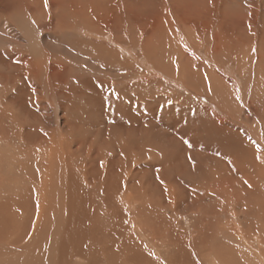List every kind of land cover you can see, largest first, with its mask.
I'll return each instance as SVG.
<instances>
[{
    "label": "rangeland",
    "instance_id": "374dc122",
    "mask_svg": "<svg viewBox=\"0 0 264 264\" xmlns=\"http://www.w3.org/2000/svg\"><path fill=\"white\" fill-rule=\"evenodd\" d=\"M0 157V264H170L175 219L180 246L202 232L259 264L264 0H0ZM223 182L235 207L213 192ZM130 217L153 255L115 249ZM81 218L102 228L64 245Z\"/></svg>",
    "mask_w": 264,
    "mask_h": 264
},
{
    "label": "bare ground",
    "instance_id": "6f19581e",
    "mask_svg": "<svg viewBox=\"0 0 264 264\" xmlns=\"http://www.w3.org/2000/svg\"><path fill=\"white\" fill-rule=\"evenodd\" d=\"M209 28V27H208ZM74 88V87H73ZM217 89V88H216ZM3 101V100H2ZM4 104V103H3ZM35 107V106H34ZM10 108V107H9ZM13 115V114H12ZM12 117V116H11ZM28 130V129H27ZM239 148V147H238ZM239 149H241V148H239ZM234 150H235V148H234ZM252 150V149H251ZM253 151V150H252ZM6 155V154H5ZM1 158V157H0ZM45 159V158H44ZM48 159V158H47ZM22 160V159H21ZM49 161V160H48ZM41 162V161H40ZM25 163V162H24ZM43 163H44V161H43ZM46 163H48V162H46ZM52 163V162H51ZM211 164V163H210ZM216 164H217V162H216ZM212 165V164H211ZM256 165V164H255ZM259 165L260 164H257L256 166L258 167V169H259ZM255 166V167H256ZM5 167V166H4ZM9 167V166H8ZM263 167V166H262ZM261 167V168H262ZM7 168V167H6ZM241 168V167H240ZM8 169V168H7ZM19 169V168H18ZM44 169V168H43ZM223 169V168H222ZM117 170V169H116ZM121 170V169H120ZM226 170V169H225ZM28 171V170H27ZM241 171V170H240ZM10 172H12V171H10ZM109 172V171H108ZM107 172V173H108ZM112 172H114V171H112ZM210 172V171H209ZM223 172H224V170H223ZM263 172H264V169H263ZM262 172V173H263ZM115 173V172H114ZM119 173V172H118ZM212 173V172H211ZM259 173H261V172H259ZM14 174V173H13ZM116 174V173H115ZM121 174V173H120ZM208 174V173H207ZM264 174V173H263ZM16 175V174H15ZM21 175V174H20ZM44 181H45V184H47L48 183V180H49V177H48V175H49V173L48 172H46V171H44ZM201 175H203V174H201ZM211 175V174H210ZM216 175V174H215ZM9 176V175H8ZM34 176V175H33ZM123 176V175H122ZM12 177H14L13 175H12ZM22 177H23V175H22ZM31 177V176H30ZM126 177V176H125ZM19 178V177H18ZM21 178V177H20ZM109 178H110V176H109ZM8 179V178H7ZM25 179V178H24ZM216 179V178H215ZM246 179V178H245ZM4 180V179H3ZM26 180V179H25ZM30 180V179H29ZM111 180V179H110ZM114 180V179H113ZM123 180H126V178H124ZM1 181V180H0ZM114 182H116V181H114ZM160 183H161V186L162 187H165L164 189H166L167 187H166V185L165 186H163V184H162V182L163 181H159ZM218 182V181H217ZM7 183V182H6ZM14 183V182H13ZM35 183V182H34ZM116 183H118V182H116ZM129 183V182H128ZM241 183V182H240ZM244 184V183H243ZM250 184V183H249ZM42 185V184H41ZM108 185V184H107ZM121 185V184H120ZM228 184H225L224 182L222 183V184H216V185H214L215 187H214V189H213V192L214 193H217V195L218 196H220L219 198H221V199H223L222 201H225L226 203H228V197L230 196L231 197V203H230V205H231V207L232 206H236V205H234V204H238V202H239V197L237 196V193L238 192H236V190H235V188H233L232 186L231 187H228L227 186ZM6 186V185H5ZM9 186V185H8ZM24 187V186H23ZM202 187V186H201ZM248 187V186H247ZM251 187H253V186H251ZM10 188V187H9ZM14 188V187H13ZM18 188V187H17ZM20 188V187H19ZM119 188V187H118ZM204 188V187H203ZM244 188V187H243ZM5 189H7V188H5ZM21 189V188H20ZM23 189V188H22ZM21 189V190H22ZM39 189V188H38ZM37 189V190H38ZM201 189V188H200ZM217 189V190H216ZM11 190H12V188H11ZM23 190H25V189H23ZM32 190V189H31ZM99 190V189H98ZM190 190V189H189ZM216 192H215V191ZM249 190V189H248ZM257 190L258 189H251L250 191V194H252V195H254L253 193H257ZM1 191V190H0ZM17 191V190H16ZM15 191V192H16ZM42 191V190H41ZM191 191V190H190ZM192 191H193V189H192ZM204 191V190H203ZM246 191V190H245ZM259 191V190H258ZM12 193H13V191H11ZM46 192V191H45ZM120 192V191H119ZM188 192V191H187ZM186 192V193H187ZM197 192V191H196ZM212 192V191H211ZM242 192V191H241ZM253 192V193H252ZM9 193V192H8ZM25 193H26V191H25ZM40 193V192H39ZM122 193V192H121ZM194 193V192H193ZM10 194V193H9ZM17 194V193H16ZM27 194V193H26ZM175 194V193H174ZM208 193H206V191H204V192H199V195L201 196V198L202 197H205L206 195H207ZM12 195V194H11ZM22 195V194H21ZM35 195H37V194H35ZM191 195H193V194H191ZM197 195H198V193H197ZM1 196V195H0ZM15 196H18V195H15ZM23 196V195H22ZM22 196H19L20 198L22 197ZM27 196V195H26ZM88 196V195H87ZM194 196H195V193H194ZM200 196H197L195 199H197L198 197L200 198ZM209 196H211V195H209ZM5 197V196H4ZM18 197V198H19ZM24 197V196H23ZM37 197V196H36ZM172 197V196H171ZM192 197V196H191ZM257 197H259L258 195L256 196V198ZM1 198V197H0ZM20 198H19V200H20ZM211 198V197H210ZM209 198V199H210ZM213 198V197H212ZM166 199V198H165ZM168 199V198H167ZM167 199H166V201H167ZM170 200H171V198H169ZM188 199H190L189 197H188ZM214 199V198H213ZM212 199V202L214 201ZM42 200V199H41ZM164 200V199H163ZM178 200V199H177ZM183 200H185V199H183ZM191 200V199H190ZM220 200V199H219ZM241 200V199H240ZM2 201V200H1ZM37 201V200H36ZM122 201V200H121ZM174 201H175V199H174ZM200 201V200H199ZM244 201V200H243ZM8 202V201H7ZM124 202V201H123ZM169 202V201H168ZM178 202H180L179 200H178ZM192 202V201H191ZM195 202H196V200H195ZM211 202V201H210ZM241 202V201H240ZM257 202H260V201H258L257 200ZM256 202V203H257ZM90 203V202H89ZM122 203V202H121ZM215 203V202H214ZM242 203V202H241ZM19 204H22V203H19ZM171 204V203H170ZM172 204H173V202H172ZM188 204V203H187ZM225 204V203H224ZM229 204V203H228ZM227 204V205H228ZM252 204V203H251ZM46 205V204H45ZM93 205V204H92ZM91 205V209H89L91 212H93L92 210H95L94 209V206H92ZM184 205H185V203H184ZM13 206V205H12ZM21 207H22V205H20ZM127 206V205H126ZM174 206V205H173ZM188 207H190V206H192V205H187ZM194 206V205H193ZM221 206V205H220ZM219 206V207H220ZM20 207V208H21ZM24 207V206H23ZM88 207V206H87ZM86 207V208H87ZM177 207H178V204H177ZM180 207H181V205H180ZM218 207V206H217ZM252 207V206H251ZM10 208V207H9ZM13 208V207H12ZM35 208H36V206H35ZM187 208V207H186ZM197 207L195 206V209H196ZM150 209H152V208H150ZM199 209V208H198ZM220 209V208H219ZM222 209V208H221ZM47 210V209H46ZM106 210V209H105ZM108 210V209H107ZM120 210V209H119ZM247 210V209H246ZM259 210V209H258ZM12 211V210H11ZM15 211V210H14ZM115 211V210H114ZM128 211V210H127ZM211 211V213H215L216 211H219L218 209L217 210H213V208L210 210ZM222 211V210H221ZM233 211V210H232ZM43 212V206H41L40 208H39V210L36 212V214H35V217H36V219L34 220V225H38V220L40 219L38 216L39 215H41V213ZM87 212H89L88 210H87ZM100 211L98 210V213H99ZM108 212V211H107ZM174 212V211H173ZM188 212H190V211H188ZM12 213V212H11ZM26 213H27V211H26ZM130 213H132V212H130ZM179 213V212H178ZM17 214V213H16ZM86 214V213H85ZM100 214V213H99ZM110 214V213H109ZM125 214H126V212H125ZM218 214V213H217ZM240 214V213H239ZM1 215V214H0ZM116 215V214H115ZM118 215V214H117ZM169 215V214H168ZM229 215V214H228ZM244 215H246V213L244 214ZM12 216V215H11ZM86 216V215H85ZM128 216H129V214H128ZM170 216V215H169ZM233 216V215H232ZM251 216H253V217H262V219H264V210H263V208H261L259 211H255V213H252V215ZM22 217V216H21ZM42 217V216H41ZM45 217V216H44ZM103 217V216H102ZM117 217V216H116ZM116 217H114V218H116ZM121 217V216H120ZM127 217V216H126ZM165 217V216H164ZM237 217V216H236ZM131 218L132 217H130L127 221L125 220V223H124V225L127 227V228H129V230L127 231H125V228L124 227H122L123 229H122V234H121V236H122V238H120V241H119V243L118 244H114V246H115V249H121V250H123V249H128L129 250V248H132L133 247V249H134V247H137L138 245V248H140L141 246H142V248H143V245L144 244H141L140 242H138V240H139V238L137 239V240H135L136 239V237H134L133 236V234H132V229L133 228H135V226H134V224L133 223H135V221L133 222V223H131ZM168 218V217H167ZM176 218V217H175ZM197 218V217H196ZM241 218H243V217H241ZM6 219V218H5ZM166 219V218H165ZM164 219V220H165ZM174 219V218H173ZM192 219H193V217H192ZM256 219V218H255ZM98 220V219H97ZM110 220H113V219H110ZM162 220V219H161ZM237 220V219H236ZM241 221H242V219H240ZM239 220V221H240ZM11 221V220H10ZM9 221V222H10ZM100 221V220H99ZM114 221V220H113ZM120 221V220H119ZM122 221V220H121ZM133 221V220H132ZM171 221H173L174 223H175V227L173 226V224L171 223ZM193 221V220H192ZM244 221V220H243ZM246 221H247V219H246ZM255 221V220H254ZM258 221V220H257ZM8 222V223H9ZM12 222V221H11ZM10 222V223H11ZM97 222V221H96ZM110 222V221H109ZM165 222V221H164ZM245 222V221H244ZM244 222L242 223V224H244ZM262 222V221H261ZM72 223V224H71ZM71 223H69L68 224V226H66L67 227V229H68V231H69V233H66V234H64V237H63V240H62V242H64L63 244L64 245H70L69 243H72L73 241H75V243L77 242V241H80V237L79 236H81V235H83L84 233H86V232H91V234H92V231H93V229L94 230H96V228L98 227V230H99V228L101 227L102 228V225L100 224V223H102L101 221L100 222H98L96 225H94V223H92V222H89V221H86V219L85 218H81V219H77V220H75V219H72L71 220ZM121 223V222H120ZM180 223V221L178 220V219H175V221L174 220H170L169 221V227H168V230L167 231H169L173 236H174V240H172V243H174L175 242V246H176V248L179 250L177 253V255H175L174 256V258L172 257V260H171V262H170V264H203L204 262H203V260H206V259H204L205 257H207V256H209L210 255V257H211V255H212V257L213 256H215V257H213L212 259H211V261H210V263H209V261H208V264H214L215 262L216 263H218V264H239V259H232V257L231 256H226L225 254L223 255V254H219V250H216V249H218V248H216V246H215V241H212L211 240V238H208L207 237V241L205 240V238H204V234L205 233H203L202 234V232H201V235H203V236H201V235H199L200 237H199V240H200V244H199V247H198V241L197 242H195V240L193 239V240H191V241H188V240H186V241H183V245L182 246H180L181 245V242L180 241H182L183 240V238H182V240L179 238V234H181L180 232H181V228H179V224ZM192 223V222H191ZM254 223V222H253ZM1 224H2V222H1ZM21 224V223H20ZM29 224V223H28ZM109 224V223H108ZM113 224H115V223H113ZM112 224V225H113ZM137 224V223H136ZM144 224V223H143ZM157 225H158V223H156ZM193 224H195V223H193ZM246 224H247V222H246ZM245 224V225H246ZM110 225V224H109ZM120 225V224H119ZM121 225H123V224H121ZM139 225V224H138ZM161 225V224H160ZM167 225V224H166ZM252 224H250L249 226H251ZM1 226V225H0ZM21 226V225H20ZM39 226V225H38ZM111 226V225H110ZM114 226V225H113ZM31 227V226H30ZM120 227V226H119ZM141 227V226H140ZM156 227V226H155ZM159 227V226H158ZM196 227V226H195ZM223 227V226H222ZM253 227V226H252ZM27 228V227H26ZM34 228V227H33ZM106 228V227H105ZM139 228V227H138ZM203 228V227H202ZM247 228V227H246ZM245 228V229H246ZM258 228V227H257ZM35 229H36V227H35ZM34 229V230H35ZM143 229V228H142ZM146 229V228H145ZM149 229H151V228H149ZM159 229V228H158ZM250 229V228H249ZM10 230V229H9ZM33 230V229H32ZM107 230V229H106ZM105 230V231H106ZM109 230V229H108ZM138 230V229H137ZM147 230V229H146ZM145 230V231H146ZM224 230H226V229H224ZM229 230V229H228ZM247 230V229H246ZM40 231V230H39ZM68 231H66V232H68ZM110 231H112L111 229H110ZM152 232H153V230H151ZM166 231V232H167ZM263 231V230H262ZM33 232V231H32ZM165 232V231H164ZM193 232V231H192ZM230 232H232V231H230ZM249 232V231H248ZM248 232H246V233H248ZM261 232V231H260ZM33 233H35V232H33ZM37 233H38V231H37ZM98 233V232H97ZM96 233V234H97ZM103 233V232H102ZM121 232H120V230L117 228V229H115L114 230V232H113V234H115V235H117V237L119 236V234H120ZM144 233V232H143ZM146 233V232H145ZM149 233H151L150 232V230H149ZM241 233V232H240ZM250 233V232H249ZM252 233V232H251ZM250 233V234H251ZM259 233V232H258ZM19 234V233H18ZM18 234H16V235H18ZM21 234V233H20ZM164 234V233H163ZM223 234H225V232L223 233ZM228 235H229V232L227 233ZM226 234V235H227ZM108 235H110V234H108ZM149 236H150V234H148ZM168 235V234H167ZM226 235H224V236H226ZM231 235V237H232V235H233V233H231L230 234ZM247 235V234H246ZM27 236V235H26ZM146 236V235H145ZM149 236H148V238H146V239H149ZM188 236V235H187ZM248 236V235H247ZM247 236H245V237H247ZM36 237V236H35ZM96 237V236H95ZM99 237V236H98ZM112 239L115 237L114 235H112V236H110ZM153 236L151 235V238H152ZM162 237V236H161ZM167 237V236H166ZM181 237V236H180ZM182 237H184V236H182ZM228 237H230V236H228ZM236 237V236H235ZM240 237V236H239ZM29 238V237H28ZM105 238V237H104ZM144 238V237H143ZM198 238V237H197ZM201 238V239H200ZM224 238H226V237H224ZM234 238V237H233ZM118 239V238H117ZM158 239H161V238H158ZM157 239V240H158ZM167 239V238H166ZM171 239H173V238H171ZM223 239V238H222ZM240 239V238H239ZM249 239V238H248ZM108 240H109V238H108ZM152 240V239H151ZM155 240V239H154ZM164 240V239H163ZM216 240V239H215ZM241 240V239H240ZM243 240V239H242ZM246 240V239H245ZM32 241V240H31ZM111 241V240H110ZM115 241V240H114ZM149 241V240H148ZM147 241V242H148ZM165 241V240H164ZM228 241H229V239H228ZM227 241V242H228ZM233 241H234V244H236L235 243V240L233 239ZM233 241L231 240V242L229 243L228 242V244H231V243H233ZM247 241V240H246ZM255 241V240H254ZM28 242V241H27ZM104 242V241H103ZM151 242V241H150ZM154 242V241H153ZM153 242H151L152 244H154ZM155 242H156V240H155ZM158 242V241H157ZM160 242V241H159ZM210 242V243H209ZM217 242H218V240H217ZM221 242H224V240L223 241H221ZM13 243V242H12ZM161 243V242H160ZM166 243V242H165ZM170 243V242H169ZM195 243H197V244H195ZM240 243H241V241H240ZM19 244V243H18ZM156 244V243H155ZM216 244H218V243H216ZM221 244V243H220ZM225 245H226V241H225V243H224ZM227 244V245H228ZM233 244V245H234ZM247 244H250L249 242H247ZM75 245V244H74ZM158 244H156V246H157ZM170 245V244H169ZM195 245V246H194ZM225 245H224V248H225ZM232 245V246H233ZM237 245H238V243H237ZM241 245H242V243H241ZM76 246V245H75ZM85 246V245H84ZM91 246V245H90ZM145 246V245H144ZM151 246V245H150ZM149 246V247H150ZM155 245L153 246V248H155L156 247ZM173 246H174V244H173ZM218 246V245H217ZM223 246V245H222ZM257 246H258V249H257V251H258V256L259 257H257V258H261V262L259 263V264H264V250H262L261 248H260V246H259V242L257 241ZM65 247V246H64ZM67 247V246H66ZM72 247V246H71ZM100 247V246H99ZM149 247H147V246H145L144 248L145 249H141V250H139V252L140 251H146L147 253L148 252H150V253H152L151 251H149ZM160 247H163V245L162 246H160ZM169 247V246H168ZM167 247V248H168ZM231 247V246H230ZM69 248V247H68ZM75 248V247H74ZM157 248V247H156ZM172 248H174V247H172ZM172 248L170 249V250H172ZM180 248H182V249H180ZM190 248H194V249H199V252H198V255L196 256V254L195 255H193V253H191V254H189L190 252H191V249ZM220 248V247H219ZM223 248V249H224ZM242 248V247H241ZM255 248V247H254ZM1 249V248H0ZM15 249H19V248H15ZM103 249H104V247H103ZM111 249V248H110ZM113 249V248H112ZM133 249H131V250H133ZM176 249V250H177ZM221 249H222V247H221ZM222 249V250H223ZM226 249V248H225ZM154 250V249H153ZM158 250V249H157ZM160 250H162V249H160ZM163 250H165V249H163ZM162 250V251H163ZM175 250V251H176ZM190 250V251H189ZM229 250V249H228ZM235 250V249H234ZM60 251V250H59ZM101 251V250H100ZM166 251H167V249H166ZM226 251H227V249H226ZM75 252V251H74ZM103 252V251H102ZM105 252V251H104ZM138 251H135L134 253H137ZM138 252V253H139ZM183 252V253H182ZM192 252H193V250H192ZM195 252V251H194ZM1 253V252H0ZM5 253V252H4ZM76 253V252H75ZM112 253V252H111ZM110 253V254H111ZM122 253V252H121ZM120 253V254H121ZM124 253V252H123ZM150 253L149 254H144L145 255V258L143 257V261H145V262H147L148 261V263L150 262ZM161 253V252H160ZM173 253H174V251H173ZM221 253V252H220ZM95 254V253H94ZM105 254V253H104ZM140 254H141V252H140ZM157 254V253H156ZM168 254V253H167ZM170 254V253H169ZM77 255V254H76ZM95 255H97V254H95ZM100 255H102V253L100 254ZM116 255V254H115ZM119 255V254H118ZM152 255H153V253H152ZM161 255H163V253L161 254ZM161 255H160V257H161ZM73 256H74V254H73ZM78 256V255H77ZM79 256H80V254H79ZM110 256V255H109ZM155 256V255H154ZM158 256V255H157ZM166 256V255H165ZM172 256H173V254H172ZM101 257V256H100ZM112 257V256H111ZM118 257V256H117ZM159 257V258H160ZM167 257H169V255L167 256ZM202 257V258H201ZM105 258V257H104ZM152 258V257H151ZM166 258V257H165ZM216 258H217V260H216ZM248 258V257H247ZM246 258V259H247ZM102 259V258H101ZM161 259V258H160ZM207 259H208V257H207ZM245 259V258H244ZM86 260V259H85ZM94 260V259H93ZM95 260H96V258H95ZM152 260H153V258H152ZM163 260V259H162ZM235 260V261H234ZM243 260V259H242ZM83 261H84V259H83ZM103 261V260H102ZM108 261H109V259H108ZM111 261V260H110ZM110 261H109V263H110ZM124 261V260H123ZM135 261V260H134ZM134 261H133V263H134ZM153 261H155V260H153ZM156 261H157V259H156ZM207 261V260H206ZM245 261V260H244ZM247 261V260H246ZM246 261H245V263H246ZM85 262V261H84ZM128 262V261H127ZM152 262V261H151ZM158 262V261H157ZM165 262V261H164ZM258 261H257V259H256V263L255 262H253V260L252 261H250V262H248L249 264H258L257 263ZM88 263V262H87ZM90 263V262H89ZM105 263V262H104ZM129 263V262H128ZM154 263V262H153ZM158 263H160V261L158 262ZM162 263V262H161ZM215 263V264H216ZM85 264H86V262H85ZM92 264V263H91ZM94 264H96V263H94ZM98 264H100V263H98ZM103 264V263H102ZM107 264V263H106ZM127 264V263H126ZM136 264V263H135ZM156 264V263H155Z\"/></svg>",
    "mask_w": 264,
    "mask_h": 264
}]
</instances>
